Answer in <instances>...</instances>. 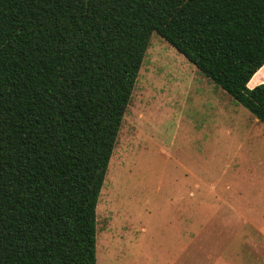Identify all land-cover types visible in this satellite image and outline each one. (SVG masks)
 Listing matches in <instances>:
<instances>
[{
	"label": "trees",
	"instance_id": "trees-1",
	"mask_svg": "<svg viewBox=\"0 0 264 264\" xmlns=\"http://www.w3.org/2000/svg\"><path fill=\"white\" fill-rule=\"evenodd\" d=\"M154 33L264 125V0H0V264H97Z\"/></svg>",
	"mask_w": 264,
	"mask_h": 264
},
{
	"label": "rangeland",
	"instance_id": "rangeland-1",
	"mask_svg": "<svg viewBox=\"0 0 264 264\" xmlns=\"http://www.w3.org/2000/svg\"><path fill=\"white\" fill-rule=\"evenodd\" d=\"M97 219V264H264V125L157 33Z\"/></svg>",
	"mask_w": 264,
	"mask_h": 264
},
{
	"label": "crops",
	"instance_id": "crops-1",
	"mask_svg": "<svg viewBox=\"0 0 264 264\" xmlns=\"http://www.w3.org/2000/svg\"><path fill=\"white\" fill-rule=\"evenodd\" d=\"M250 86V85H249ZM176 261H179V260H176Z\"/></svg>",
	"mask_w": 264,
	"mask_h": 264
}]
</instances>
